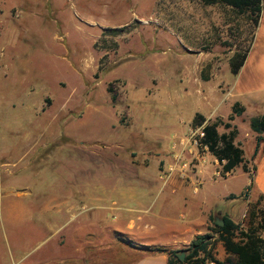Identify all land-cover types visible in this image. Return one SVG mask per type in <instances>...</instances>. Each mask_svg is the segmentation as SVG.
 I'll list each match as a JSON object with an SVG mask.
<instances>
[{"label": "rangeland", "instance_id": "1", "mask_svg": "<svg viewBox=\"0 0 264 264\" xmlns=\"http://www.w3.org/2000/svg\"><path fill=\"white\" fill-rule=\"evenodd\" d=\"M235 53L246 54L238 74ZM217 98L208 122L245 108L232 122L243 163L225 176L193 129L200 101ZM263 114L264 0L257 27L201 0H0V264H75L90 251L97 264L112 256L101 250L129 239L118 227L132 220L158 229L142 245L173 244L191 209L137 211L155 200L141 194L173 170L203 185L210 215L201 235L213 237L217 260L236 264L215 220L231 215L248 229L250 206L264 209V134L250 127ZM69 199L78 220L55 208ZM81 231L91 246L74 242Z\"/></svg>", "mask_w": 264, "mask_h": 264}, {"label": "trees", "instance_id": "2", "mask_svg": "<svg viewBox=\"0 0 264 264\" xmlns=\"http://www.w3.org/2000/svg\"><path fill=\"white\" fill-rule=\"evenodd\" d=\"M207 6L220 5L229 7L237 14L246 15L248 20L256 27L260 21L263 0H201ZM246 59L245 53H235L232 57L231 71L238 74ZM116 101V97L113 96ZM245 112V108L236 103L232 109V115L228 122L224 123L218 119L214 122L206 121V118L197 114L194 119L193 129L203 127V138L200 139V146L214 155L222 167L225 176L233 172L243 163L244 152L236 144L239 135L237 127L232 124L235 116H240ZM224 125L228 132L219 133V127ZM250 127L255 133H264V114L254 117L250 121ZM245 172L247 173L246 167ZM263 200V197H262ZM250 204V203H249ZM260 202L250 206L248 215L250 225L248 229H242L240 224L234 222L229 216H223V226H218L215 222L218 233V241L222 242L225 252L229 257L236 260V264H264V238L259 234L264 229V209L259 208ZM260 215V223L254 226L253 218ZM213 237L209 234L198 235L185 250H170L165 247L153 248L141 246L139 249L148 253H166L169 264H225L214 257ZM185 253V258L181 255Z\"/></svg>", "mask_w": 264, "mask_h": 264}, {"label": "crops", "instance_id": "3", "mask_svg": "<svg viewBox=\"0 0 264 264\" xmlns=\"http://www.w3.org/2000/svg\"><path fill=\"white\" fill-rule=\"evenodd\" d=\"M206 101V102H204ZM202 100L200 101V111L195 112V114H201L206 118V121H209L212 117V114H217V108L219 102L218 98L215 99H208V100ZM196 114V115H197ZM259 134V133H258ZM264 134V133H261ZM176 138L179 139V141L174 143V149L180 148V144L182 141V137L179 135H176ZM161 141V140H160ZM170 159V158H169ZM175 161L172 163V160L170 159V162L168 161V170L173 169V166L171 164H174ZM197 174H190L189 177L191 179V182L195 185L197 182L196 177ZM154 181V180H153ZM155 184L154 189H152L149 194L148 193H142V196H151L155 197L154 203H152L147 208H141L140 212L144 213H151L155 208L159 213H166L167 211L176 210L179 208V205L184 206V210H192L195 214L203 215V217L194 218L192 216V219L187 223L186 228L183 232H175L176 234V241L173 244H156V245H142L140 242L141 237L143 238H155L157 228H153L150 226L149 228L143 227V220L139 221H130L125 226L120 225L119 233L123 235H127L130 238H133L132 240L138 241V244H141L142 246H159V247H166L170 250H184L187 249L191 242L194 240V238L198 235L203 234V232L206 230V227L208 226V218L210 215V212L208 213V210L201 207L202 201L201 196L202 192H204L203 185L201 188H196L192 186L191 184H184V181L180 178L179 173L177 170H173L168 176L165 177H158ZM203 184V183H202ZM191 189L193 190L191 195ZM192 197V198H189ZM198 202V203H197ZM229 207H232L233 204L229 203ZM55 208L58 210V212L65 211L69 215H71L72 218H75V220H78L79 214L82 213L81 210H79V206L77 204V199H69L68 201H61L58 204H55ZM123 211V214L126 213V209L118 208ZM227 216V215H226ZM184 217V215H182ZM229 217L236 222V220L229 215ZM100 220V219H99ZM87 221H89V217L87 216ZM83 222V221H82ZM64 226V225H63ZM63 226L61 225L60 230L63 229ZM91 225H88L89 227ZM71 233V237L77 244L80 242L79 245L81 247L83 245L91 246L89 243H82V240L79 241L78 238H84L85 236L90 235V231H81ZM135 238V239H134ZM76 239V241H75ZM119 239V238H117ZM129 239H119L116 242L115 247L113 250H101L103 253L102 255L111 254V258L103 259L101 262H98L97 264H169L168 263V255L166 253H148L144 250L138 249L139 245H134L133 243H129ZM137 239V240H136ZM116 240V239H115ZM140 242V243H139ZM76 253L80 252V249L74 250ZM93 252V251H92ZM91 251L89 252V255H92ZM92 253V254H90ZM114 254V256H113ZM115 254L117 256L115 257ZM88 254H83L81 256V259L79 257L76 258L75 264H95V263H89L91 261L99 260L96 257L89 256ZM86 261L87 263H79L78 261Z\"/></svg>", "mask_w": 264, "mask_h": 264}, {"label": "built area", "instance_id": "4", "mask_svg": "<svg viewBox=\"0 0 264 264\" xmlns=\"http://www.w3.org/2000/svg\"><path fill=\"white\" fill-rule=\"evenodd\" d=\"M197 129H198V130H197ZM195 130L199 131L198 138L195 139V142L197 143L198 146H200V143H199V142H200V139L203 138V136H204V133H203V127H198V128H196ZM204 149L207 150L206 147H205ZM187 167H188V164H187V163H184V164L182 165V169H183V170L187 169Z\"/></svg>", "mask_w": 264, "mask_h": 264}, {"label": "water", "instance_id": "5", "mask_svg": "<svg viewBox=\"0 0 264 264\" xmlns=\"http://www.w3.org/2000/svg\"><path fill=\"white\" fill-rule=\"evenodd\" d=\"M215 222H216V224H217L218 226H223L224 223H225L224 220H223L222 218H221V219H218V218H217V219L215 220ZM184 257H185V255L182 254V255H181V258L184 259Z\"/></svg>", "mask_w": 264, "mask_h": 264}]
</instances>
